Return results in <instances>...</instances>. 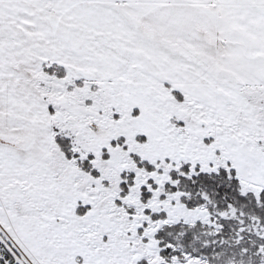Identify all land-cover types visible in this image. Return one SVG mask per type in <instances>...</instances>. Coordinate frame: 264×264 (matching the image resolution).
I'll return each instance as SVG.
<instances>
[{"label":"snow or ice","instance_id":"snow-or-ice-1","mask_svg":"<svg viewBox=\"0 0 264 264\" xmlns=\"http://www.w3.org/2000/svg\"><path fill=\"white\" fill-rule=\"evenodd\" d=\"M0 264H264V0H0Z\"/></svg>","mask_w":264,"mask_h":264}]
</instances>
